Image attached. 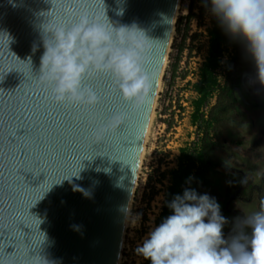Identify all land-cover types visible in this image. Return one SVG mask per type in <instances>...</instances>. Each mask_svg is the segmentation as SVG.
Returning <instances> with one entry per match:
<instances>
[{"label": "water", "instance_id": "water-1", "mask_svg": "<svg viewBox=\"0 0 264 264\" xmlns=\"http://www.w3.org/2000/svg\"><path fill=\"white\" fill-rule=\"evenodd\" d=\"M178 1L0 0V32L11 37L9 46L0 37V264H35L41 257L50 264H116L121 209L132 196ZM105 9L114 24L136 23L153 39L145 65L153 87L142 110L122 98L110 75L85 81L101 97L90 110L56 103L28 77L29 58L38 75L40 25L49 16L71 22L84 11L103 18ZM90 111L114 125L103 141L73 119Z\"/></svg>", "mask_w": 264, "mask_h": 264}, {"label": "clouds", "instance_id": "clouds-1", "mask_svg": "<svg viewBox=\"0 0 264 264\" xmlns=\"http://www.w3.org/2000/svg\"><path fill=\"white\" fill-rule=\"evenodd\" d=\"M210 5L220 27L243 41L264 84V0H210ZM118 14L122 15V10ZM40 29L44 51L39 72L33 75L29 58L25 62L28 77L49 90L56 103L84 110L94 108L101 97L85 81L110 75L122 98L133 109H143L153 87V76L145 67L153 39L146 30L136 23L114 24L106 9L103 18L90 17L84 11L71 22L49 16ZM5 35L9 46L11 37L0 32V37ZM37 50L34 45L33 53ZM121 118L117 117V122ZM112 127L107 126L101 134L94 130L93 136L103 141ZM165 206L169 214L147 232L135 249L148 264H264V203L258 210L229 221L215 197L186 187ZM121 212L126 223L128 208ZM140 220L142 213H136L131 226L137 227ZM229 225L226 235L225 227ZM35 264L50 262L41 257Z\"/></svg>", "mask_w": 264, "mask_h": 264}, {"label": "rangeland", "instance_id": "rangeland-1", "mask_svg": "<svg viewBox=\"0 0 264 264\" xmlns=\"http://www.w3.org/2000/svg\"><path fill=\"white\" fill-rule=\"evenodd\" d=\"M210 9V0H179L175 36L132 195L130 220L120 252L121 264H145L135 249L162 212L165 194L171 185V172L178 168L181 150L196 147L202 137L191 117L197 97L193 85L200 80L209 52V31L216 19ZM233 55V48L225 50L223 66L217 72L222 85ZM239 73L241 82L236 101L217 131H212L216 147L208 175L211 187L204 191L216 198L229 221L258 210L264 203V84L258 79L249 54ZM216 103L214 96L206 112ZM136 213H142V220L133 228ZM229 232L230 225L225 227V234Z\"/></svg>", "mask_w": 264, "mask_h": 264}, {"label": "trees", "instance_id": "trees-1", "mask_svg": "<svg viewBox=\"0 0 264 264\" xmlns=\"http://www.w3.org/2000/svg\"><path fill=\"white\" fill-rule=\"evenodd\" d=\"M209 37L208 56L201 68L200 80L193 85L197 97L193 101L194 112L191 118L198 134L202 137L196 147H186L181 150L178 168L171 172V185L165 194V202L175 194H182L186 187H193L201 194L211 187L208 175L212 171L211 156L216 147L212 131H217V127L236 101V90L241 82L239 69L248 54L245 45L243 41L228 35L220 27L217 19L213 22ZM228 48H233L234 55L227 65L225 83L222 85L217 72L223 66L224 53ZM214 96L217 97V103L208 113L206 109ZM165 202L156 224L169 214ZM145 264H148V261Z\"/></svg>", "mask_w": 264, "mask_h": 264}, {"label": "bare ground", "instance_id": "bare-ground-1", "mask_svg": "<svg viewBox=\"0 0 264 264\" xmlns=\"http://www.w3.org/2000/svg\"><path fill=\"white\" fill-rule=\"evenodd\" d=\"M178 10H179V1H178L177 10H176L175 18H174V24L176 22V17H177ZM174 36H175V25H174V27H172V31L170 33V39H169L168 48H167V56H168V54L170 52V47L172 45ZM166 63H167V58H166ZM166 63L164 65V69H165ZM160 88H161V83H160V86H159V89H158V93L160 92ZM157 97H158V95L155 98L154 106H153V109H152V112H151V115H150V119L148 121V128H147L146 136L144 138V145H143V148H142L141 158H140V161H139V164H138V168H137L136 180H137V176H138V174L140 172L142 160H143V157H144V154H145V144H146V142L148 140V136H149V133H150V129H151V126H152L153 121H154V118H155V111L154 110H155V106H156ZM135 188H136V181H135V184H134V188H133V191H132V195H133V192H134ZM131 202H132V196H131V199H130V202H129V205H128V212H129V214L127 216V220H126V223H125L124 232H125V229L128 227L129 220H130ZM124 232H123V236H124ZM123 236H122V241H121V244H120L119 254H118V257H117V260H116V264H121V255H120V252H121V249H122V246H123Z\"/></svg>", "mask_w": 264, "mask_h": 264}, {"label": "snow or ice", "instance_id": "snow-or-ice-1", "mask_svg": "<svg viewBox=\"0 0 264 264\" xmlns=\"http://www.w3.org/2000/svg\"><path fill=\"white\" fill-rule=\"evenodd\" d=\"M105 91H107V86H105ZM104 99H106V97H104ZM65 107H68V106H65ZM93 109H95V107ZM73 119L77 120L78 122L83 121L84 123L90 125L88 128V131L92 135H93L94 130L97 134H101L107 127L103 123L106 117L103 115L102 112L90 111L89 113H87V118L85 116H82L80 113H76L73 116Z\"/></svg>", "mask_w": 264, "mask_h": 264}]
</instances>
